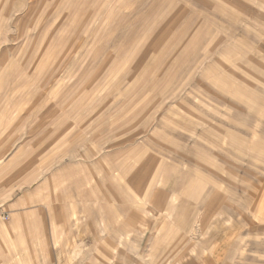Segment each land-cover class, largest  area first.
I'll use <instances>...</instances> for the list:
<instances>
[{"label":"rangeland","instance_id":"1","mask_svg":"<svg viewBox=\"0 0 264 264\" xmlns=\"http://www.w3.org/2000/svg\"><path fill=\"white\" fill-rule=\"evenodd\" d=\"M57 113L90 142L89 217L0 264H264V0H0V128ZM145 151L139 208L115 172Z\"/></svg>","mask_w":264,"mask_h":264},{"label":"crops","instance_id":"2","mask_svg":"<svg viewBox=\"0 0 264 264\" xmlns=\"http://www.w3.org/2000/svg\"><path fill=\"white\" fill-rule=\"evenodd\" d=\"M58 116L57 113L45 124L30 121L27 117L18 124L9 123L0 128V204L8 215L7 222L2 223L7 226L0 227V241L13 244L17 250L26 248L27 243H35L41 250L47 249L49 240L45 235L53 233L50 219L66 218L65 224L69 225L78 209L82 210L83 216L89 217L90 142L85 135L82 144L75 138L74 114H67L64 125H59ZM144 154L125 182L122 173L115 172L120 189L128 185L129 196L136 189L143 190L142 198L133 195L137 197L139 208L144 207L147 194L156 182L154 177L157 172L155 155L152 151H145ZM170 209L168 216L175 217L180 223L182 212ZM134 216L129 220L132 221ZM122 222L121 217L114 221L118 226H122ZM3 256L10 259L12 254L4 252ZM7 264L10 262L7 261Z\"/></svg>","mask_w":264,"mask_h":264},{"label":"built area","instance_id":"3","mask_svg":"<svg viewBox=\"0 0 264 264\" xmlns=\"http://www.w3.org/2000/svg\"><path fill=\"white\" fill-rule=\"evenodd\" d=\"M8 220V215L5 212L4 208L0 204V224L7 222Z\"/></svg>","mask_w":264,"mask_h":264}]
</instances>
